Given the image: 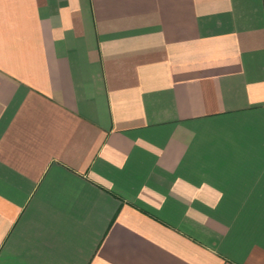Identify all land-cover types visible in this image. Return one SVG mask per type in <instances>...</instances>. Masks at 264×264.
<instances>
[{"label": "crops", "instance_id": "obj_1", "mask_svg": "<svg viewBox=\"0 0 264 264\" xmlns=\"http://www.w3.org/2000/svg\"><path fill=\"white\" fill-rule=\"evenodd\" d=\"M0 264H264V0H0Z\"/></svg>", "mask_w": 264, "mask_h": 264}]
</instances>
